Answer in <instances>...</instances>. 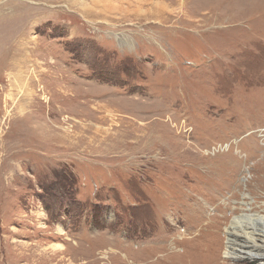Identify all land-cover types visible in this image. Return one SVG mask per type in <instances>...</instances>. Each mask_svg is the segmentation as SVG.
<instances>
[{
    "label": "rangeland",
    "instance_id": "obj_1",
    "mask_svg": "<svg viewBox=\"0 0 264 264\" xmlns=\"http://www.w3.org/2000/svg\"><path fill=\"white\" fill-rule=\"evenodd\" d=\"M246 200L264 0H0V264H260Z\"/></svg>",
    "mask_w": 264,
    "mask_h": 264
},
{
    "label": "bare ground",
    "instance_id": "obj_2",
    "mask_svg": "<svg viewBox=\"0 0 264 264\" xmlns=\"http://www.w3.org/2000/svg\"><path fill=\"white\" fill-rule=\"evenodd\" d=\"M95 4L97 3H93L92 5ZM245 198H248V200H250L249 197ZM248 200L246 201L248 202ZM249 203L250 202L242 203L245 206L244 212H242V214L238 216L233 217L230 221V224L224 229L225 235L227 236V245L226 250L223 253V258L234 259V257L236 258V255H238L239 258L257 260L258 262H260V264H263L264 216L260 215V213H252ZM205 226H207V224H205Z\"/></svg>",
    "mask_w": 264,
    "mask_h": 264
}]
</instances>
